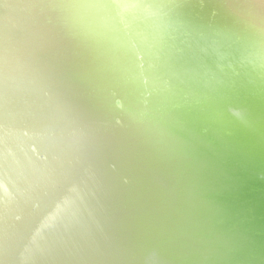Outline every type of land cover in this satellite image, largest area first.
Listing matches in <instances>:
<instances>
[{
  "label": "water",
  "instance_id": "water-1",
  "mask_svg": "<svg viewBox=\"0 0 264 264\" xmlns=\"http://www.w3.org/2000/svg\"><path fill=\"white\" fill-rule=\"evenodd\" d=\"M0 264H264V0H0Z\"/></svg>",
  "mask_w": 264,
  "mask_h": 264
}]
</instances>
